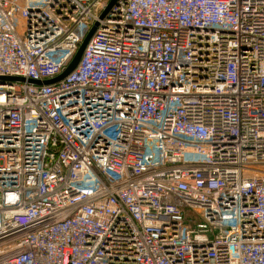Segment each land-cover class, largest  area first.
<instances>
[{
  "label": "built area",
  "instance_id": "2783aa9c",
  "mask_svg": "<svg viewBox=\"0 0 264 264\" xmlns=\"http://www.w3.org/2000/svg\"><path fill=\"white\" fill-rule=\"evenodd\" d=\"M110 1L0 0V264H264V0Z\"/></svg>",
  "mask_w": 264,
  "mask_h": 264
},
{
  "label": "water",
  "instance_id": "95a60500",
  "mask_svg": "<svg viewBox=\"0 0 264 264\" xmlns=\"http://www.w3.org/2000/svg\"><path fill=\"white\" fill-rule=\"evenodd\" d=\"M115 1L116 0L110 1L108 6L106 7V9L101 14V17H103L105 15V13L109 10V8L113 5V3ZM97 26H98V22H95V24L92 25V27L90 28V30L86 34L85 38L81 42V44H80L77 52L75 53L74 57L72 58V60L69 62V64L66 66V68L59 75H57L54 78H50V79H45V80L29 79V81L32 83H36V84H50V83L58 82V81L62 80L64 77H66L71 71H73L76 68V66L80 62V59H81L83 52H84V49H85L88 41L90 40L91 36L95 32ZM7 78L10 80H22V81L24 80L23 77H15V76L14 77H7Z\"/></svg>",
  "mask_w": 264,
  "mask_h": 264
}]
</instances>
